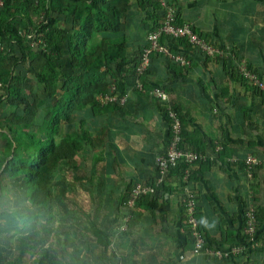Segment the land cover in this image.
I'll return each mask as SVG.
<instances>
[{
	"label": "trees",
	"instance_id": "obj_1",
	"mask_svg": "<svg viewBox=\"0 0 264 264\" xmlns=\"http://www.w3.org/2000/svg\"><path fill=\"white\" fill-rule=\"evenodd\" d=\"M167 13L162 0H4L0 6V264H246L256 251L212 256L206 248L241 244L243 228L235 237L215 238L200 225L205 242L201 253L195 252L186 204L189 193L197 197L194 166L203 159L191 164L179 160L159 183L155 156L152 178L139 181L152 185L154 192L130 204L137 182L123 195V177L121 185L115 180L120 146L111 140V122L94 131L90 128L87 115L92 113L94 119L104 108L120 121L130 90L146 101L155 98L148 86L154 63L164 61L177 76L185 77L192 64L173 59L178 54L175 48L189 51L207 65L229 62L225 76L241 83L264 105V92L245 76L241 64L262 80L264 76L245 58L246 50L244 55L237 50L264 47V18L240 47L222 45L176 13L175 24L189 23L218 51L209 55L188 36L162 34L159 43L172 56L152 52L150 65L140 74L139 64L151 46L149 34L163 26ZM139 81L146 92L136 86ZM154 87L168 92L161 82ZM223 89L230 100V85ZM113 94L118 98L105 104L103 97ZM121 97H125L123 103ZM156 99L168 123V104L179 113L181 146L201 152L200 146L189 141L195 135L186 131L181 105ZM169 139L170 126L165 149ZM220 151L217 154L222 156ZM241 165L247 174L246 165ZM172 175L179 179L183 197L178 215L181 230L176 235L162 229V236L173 235L175 241L163 238L152 244L146 237V223L166 215L161 206L168 201L164 193ZM252 200L257 209V239L262 243L264 207L260 199ZM244 223L245 218L243 227Z\"/></svg>",
	"mask_w": 264,
	"mask_h": 264
},
{
	"label": "crops",
	"instance_id": "obj_2",
	"mask_svg": "<svg viewBox=\"0 0 264 264\" xmlns=\"http://www.w3.org/2000/svg\"><path fill=\"white\" fill-rule=\"evenodd\" d=\"M164 1L174 15L177 13L182 20L201 27L214 39L221 40L222 45L227 42L241 47L255 33L256 22L261 21L260 17L264 18V0ZM248 47L237 50L243 55L246 50L245 58L264 76V47ZM175 50L178 53L175 56L171 55L170 49L167 55L184 60L182 64H192L184 72L185 77L177 76L164 61L154 63L155 73L149 76V91L156 88L157 82L168 88L169 99L165 102L174 100L181 105L183 115L187 117L186 131L189 135H195L189 141L200 146L201 153L206 156L204 162L194 166L198 175L195 183L196 216L202 229L210 237L220 238L223 234L235 237L243 228L244 211L252 199H260L264 207V105L241 83L225 76L229 62H209L207 65L183 48ZM136 84L138 87L142 83L139 81ZM228 84L231 87L230 100L223 89ZM131 92L127 95V109L120 121L111 115L108 108L95 114L94 119L92 113L87 115L93 131L109 122L112 124L111 140L120 146L118 180H115L121 185L123 177V195L132 184L152 178L156 166L154 158L166 150L165 142L169 134V123L158 109V100L153 98L146 101ZM187 147L192 148L190 145ZM220 149L222 156L217 154ZM250 155L259 159L251 177L241 165ZM231 158H235V162L230 161ZM168 186V191L164 193V199L168 201L161 206L166 215H162L157 222L150 219L146 223V237L152 244H157L163 238L167 241L176 239L173 235L162 236V229L176 235L181 230L178 215L183 197L179 179L172 175ZM262 220L264 233V215ZM205 221L208 225L215 222L216 226L206 227ZM261 245L245 260L246 264H264V241ZM129 249L130 246L124 247L125 255L129 254Z\"/></svg>",
	"mask_w": 264,
	"mask_h": 264
},
{
	"label": "built area",
	"instance_id": "obj_3",
	"mask_svg": "<svg viewBox=\"0 0 264 264\" xmlns=\"http://www.w3.org/2000/svg\"><path fill=\"white\" fill-rule=\"evenodd\" d=\"M162 2L164 5H166V2L164 0H162ZM3 3L4 0H0V6H2ZM174 20L175 19L173 10L171 8H168V13L164 19L163 26L159 30L149 34L151 46L145 49L142 61L139 64L138 72L140 74L143 73L150 65V56L152 52L169 54L168 47L164 44L159 43V39L162 34H168L176 37L188 36L192 43L199 46L203 52H206L209 55H212L218 51L205 39L201 38L198 34H196L192 29V25H190L189 23L183 25L175 24ZM176 60L180 61L181 63L184 62V60L180 58H176ZM240 68L245 74V76L249 77L250 80L264 92V80H262L257 74L248 71L246 69L245 64H241ZM139 87L143 89V84H141ZM113 89H115V87H113ZM151 94L155 98L161 99L163 101H168L169 99V94L163 88L160 87L154 88L151 91ZM117 98L118 96L115 94L106 95L103 97V101L106 104L113 100H116ZM119 100L123 103L125 101V97H121ZM167 111L168 117L170 118V139L166 151L157 157L160 169L158 177L159 183L162 182L166 172H168L172 166H175L179 160L185 159L191 164L197 160L206 159V156L203 153L195 151L190 147L183 148L181 146V142L183 140L182 119L179 113L170 104L167 105ZM230 161L235 162V158H231ZM244 162L246 165L247 174L251 177L253 175L254 169L259 164V159L250 155L245 158ZM185 172L187 173L188 170H186ZM185 177H187V174ZM152 192H154V187L152 185H143L141 182H137L130 194L129 203L133 204L139 196ZM256 211V205L255 203H253V201L247 206L244 211L245 223L243 231L245 235V240L241 244L235 245L233 247H209L206 248V252H208L212 256L215 255L219 257H228L261 246V242L257 239L256 234ZM186 212L188 216V223L195 236V252L199 254L203 250V244L205 242V239L203 237V233L201 232L200 222L196 216V197L193 193H189L187 196Z\"/></svg>",
	"mask_w": 264,
	"mask_h": 264
},
{
	"label": "clouds",
	"instance_id": "obj_4",
	"mask_svg": "<svg viewBox=\"0 0 264 264\" xmlns=\"http://www.w3.org/2000/svg\"><path fill=\"white\" fill-rule=\"evenodd\" d=\"M165 91H166V90H165ZM166 92H167V91H166ZM204 223H205V226H206V227H208V226L215 227V226H216V225H215V222H213L211 225H208L206 221H205Z\"/></svg>",
	"mask_w": 264,
	"mask_h": 264
},
{
	"label": "rangeland",
	"instance_id": "obj_5",
	"mask_svg": "<svg viewBox=\"0 0 264 264\" xmlns=\"http://www.w3.org/2000/svg\"><path fill=\"white\" fill-rule=\"evenodd\" d=\"M134 34L136 35V32H134ZM140 85H141V84H140ZM140 85H139V86H140ZM139 86H138V87H139ZM140 89H141V88H140ZM142 90H144V88H143ZM150 92H151V91H150ZM2 143H3V142L0 140V144H2ZM259 248H260V246H259L258 248H255V249H256V250H259Z\"/></svg>",
	"mask_w": 264,
	"mask_h": 264
}]
</instances>
